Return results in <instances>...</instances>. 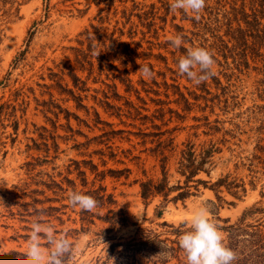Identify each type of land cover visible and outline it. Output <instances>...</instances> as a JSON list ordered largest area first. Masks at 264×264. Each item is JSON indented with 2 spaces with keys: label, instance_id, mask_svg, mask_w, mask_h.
Wrapping results in <instances>:
<instances>
[{
  "label": "rangeland",
  "instance_id": "374dc122",
  "mask_svg": "<svg viewBox=\"0 0 264 264\" xmlns=\"http://www.w3.org/2000/svg\"><path fill=\"white\" fill-rule=\"evenodd\" d=\"M212 3L206 0L205 7ZM169 4L170 0H0V104L7 106L0 117V254L23 256L32 224L39 220L53 226L57 234L67 233L73 243V257L67 264H100L111 243L132 237L136 242L147 237L153 241L135 252V261L114 255L106 264H186L183 250H172L178 249L175 240L179 238L164 222L177 226L187 221L190 226L193 212L205 206L218 225H226L257 201L264 206V153L254 147L264 137L258 132L264 122V82H256L261 75L250 69L238 79L227 80L214 59L220 84L210 78L205 86L194 85L181 76L179 58L188 47H203L202 39L209 34L201 24H194L190 13H173ZM91 25L99 28V34H113L123 44L115 47L117 53L103 56L105 51L99 47L88 51L85 41L86 61L91 66L85 63L80 69L73 47L80 46L78 39L84 38L86 28L96 34ZM175 34L184 39L179 49L171 48L167 41ZM67 64L87 89L73 85ZM144 65L154 73L152 79L138 71ZM125 68L132 86L129 91L119 79ZM228 82L231 85L222 90ZM68 88L83 97L85 107L77 106ZM130 105L140 113L136 115ZM94 111L111 125L95 123ZM143 115L149 119L141 124ZM14 121L18 122L16 132ZM206 121L219 130H209L203 124ZM195 125L199 127H191ZM173 127H177L172 135L178 145L186 139L196 144L212 140L222 151L215 154L210 175L199 174L210 180L206 186L200 184L199 192L184 202L169 201L162 206L160 196L147 201L140 196L139 180L156 176L159 170L158 165L152 166L153 157L142 151L153 144L138 143L141 138L132 133ZM111 129L124 131L107 139L103 133ZM259 155L261 159L256 158ZM170 171H174L173 159ZM96 172L105 175L100 179ZM225 173L245 181L247 191L240 199L223 189L219 194L224 201H218L209 187ZM100 184L115 203L90 211L93 223L82 221L81 209L69 204L68 193ZM160 209L162 213L157 215ZM109 210L124 220L109 227L101 218L111 216ZM258 217V228L264 234V213L247 217L245 223L256 224ZM224 218L230 221L224 222ZM40 244L51 247L43 238Z\"/></svg>",
  "mask_w": 264,
  "mask_h": 264
},
{
  "label": "trees",
  "instance_id": "16d2710c",
  "mask_svg": "<svg viewBox=\"0 0 264 264\" xmlns=\"http://www.w3.org/2000/svg\"><path fill=\"white\" fill-rule=\"evenodd\" d=\"M213 2L214 4L212 3V5H208L204 8L206 10V15H202L199 21H194V24H201L204 32L209 34V36H207L208 38L202 39L203 47L214 53L213 58L220 64L221 72L227 77V80L238 79L240 74L246 73L252 69L256 71V74L261 75L260 80H256L258 85L261 84V82H264V0H213ZM91 26L96 34L91 35L86 28L83 31L84 38L78 39L80 46L73 47L74 61L76 64H79L80 69L84 68L85 63H89L91 66V62L86 61L88 53L85 51V48H83L85 41L86 49L88 51H92L93 48L99 47L101 50L105 51L103 56H106L107 53L110 52L114 54L117 53L115 47L122 43L118 42V37H114L113 34L101 35L98 33V27L95 25ZM95 39L97 42L93 43ZM218 56H220V58H218ZM100 66L104 67L103 64H100ZM110 66L113 67L114 65L110 64ZM66 67L69 68L67 74L71 77L73 85L81 90L87 89L85 87V81L80 79V77L73 72V67H71L70 64H67ZM116 69L120 72L118 68ZM89 73H91V67ZM122 73H124V76H120L119 79L125 84L126 90L129 91L132 86L129 83L130 79L127 77V69L125 68ZM58 79H62V76H59ZM211 79L215 83L220 84L218 76L215 75L211 77ZM79 83H82V85L79 86ZM56 84L61 87L58 80H56ZM203 84L204 86L207 85L206 82ZM229 84L231 85V83L228 82V84L222 86L221 89H226ZM113 86H115V84ZM135 91L138 92L136 89ZM68 92L76 101L77 106L85 107V105L82 104L83 97L80 94H75L71 88H68ZM50 96H52L51 93ZM105 102L109 108H114V105H111L108 101ZM155 102L159 104L162 103L161 100ZM4 107L7 106L3 103L0 104V117L6 114L4 112ZM129 108L135 110L136 115L140 113L133 105H130ZM94 114L96 115L94 119L95 123L111 125V123L103 121L97 111H94ZM129 114H131L130 111ZM116 115L120 116V113H116ZM131 118L132 120H135L136 117ZM147 119H149L148 116L143 115L140 118L141 124H144ZM203 124L209 130H219L217 127L209 126L207 121ZM17 126L18 122L14 121L13 128L15 132ZM153 127L159 129V126L156 124H153ZM191 127L198 128L199 125ZM176 128L177 127H173L172 129H166L163 131L157 130L149 132L140 130L132 133L141 138L138 143L145 145L147 142H150L153 144L152 146L144 147L142 151H147V155L153 157L155 163H153L152 166L155 167L158 165L159 170V173L156 176H149L139 180V193L144 201L160 196L162 197V206L169 201L177 202L180 200L184 202L187 198L196 195L199 192L200 184L206 186V184L210 182V180L199 177V174L203 172L207 176L210 175V172L215 165L214 156L216 153L221 152L222 149L217 146V142L212 140L196 144L191 139H186L178 145L174 142L175 136L172 135L173 130ZM258 130L259 133H264V122L260 124ZM123 131L124 130L111 129L110 131H105L103 135H105L107 139H110ZM204 133H208V130L204 131ZM193 135H197L196 131H194ZM125 138L130 141L129 136H126ZM218 142H221V140ZM254 147L259 154L264 153V137H259ZM126 151H129V149ZM114 155L115 153L110 154L111 157H114ZM133 158L138 157L134 156ZM256 158L261 159V155L256 156ZM171 159H173L174 165L173 172L170 171ZM262 162L264 163V160H262ZM126 170L129 171L127 168ZM143 173L145 174V170H143ZM95 175H100V179H102L105 174L104 172H96ZM174 176L175 179L171 181V178ZM86 183V179L84 178L83 184L86 185ZM93 184L94 181H92V186ZM249 184L250 186H253L252 181H249ZM209 187L214 190L218 201H224V198L219 194L223 189L237 199H240L247 191L245 181L241 178L238 179L231 176L230 173L218 176L209 184ZM105 191L106 187L100 184L97 187L88 188L81 193L94 197L98 202V207L114 204L115 200L113 195L111 193H106ZM263 194L264 192H261V196H263ZM260 202L261 201H257L251 206L245 208L236 221L226 225H218L220 230L226 233L224 243L236 252L237 258L233 264H264V234L258 228V225L261 224L258 220L261 219V217L257 218L256 221L258 222L256 224L245 223L247 217L264 213V206H262ZM214 207L217 208V205H214ZM109 212L112 213L111 216L101 217L109 222V227L124 220L123 217H116L118 214L117 212L112 210H109ZM80 213L83 214L80 217L82 221L93 223L91 217L93 214L90 213V211L80 210ZM161 213L162 211L160 209L156 214L161 215ZM216 219L220 220V217L217 216ZM223 221L229 222L230 220L229 218H224ZM164 224L171 226L172 229L170 233L174 234L176 239H178L184 231L190 229V226H186L187 221L179 222L177 226L166 222H164ZM144 240L145 241L142 242H136L135 238L132 237L126 242L117 241L111 243L108 256L105 260H102L100 264H106L110 257L114 255H117L116 259L126 258L135 261V252L142 249L148 242L152 243L153 241L150 237H147ZM175 241L179 245V240ZM116 247H119V249L115 251ZM172 250L179 251L181 248L178 246V249L172 248ZM0 256L4 255L0 254ZM72 257L73 249L70 254L63 257L64 264H67ZM98 261L99 260H97V262Z\"/></svg>",
  "mask_w": 264,
  "mask_h": 264
},
{
  "label": "clouds",
  "instance_id": "9594fccd",
  "mask_svg": "<svg viewBox=\"0 0 264 264\" xmlns=\"http://www.w3.org/2000/svg\"><path fill=\"white\" fill-rule=\"evenodd\" d=\"M205 6L206 0H170L169 9L173 13L183 10L199 21ZM167 41L173 49L184 45L181 34L169 35ZM213 56L214 53L207 48L188 47L186 54L177 62L178 73L194 85H200L216 75ZM138 71L145 79L154 77L147 65L141 66ZM68 202L73 207L87 211L94 210L98 204L94 197L77 191L68 193ZM42 238L47 240L50 249L41 247ZM224 239L208 208L201 206L193 212L190 229L179 236L178 242L186 256V264H233L237 258L236 252L224 243ZM72 249V242L66 232L57 234L53 226L37 220L32 224L25 254L15 258L0 256V264H64L63 257L70 254Z\"/></svg>",
  "mask_w": 264,
  "mask_h": 264
}]
</instances>
